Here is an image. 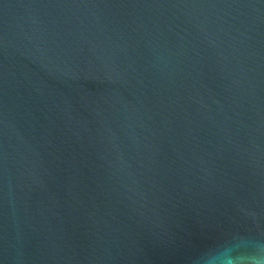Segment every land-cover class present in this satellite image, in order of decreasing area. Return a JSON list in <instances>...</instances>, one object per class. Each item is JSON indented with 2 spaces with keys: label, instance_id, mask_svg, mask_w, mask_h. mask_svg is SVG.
Returning a JSON list of instances; mask_svg holds the SVG:
<instances>
[{
  "label": "water",
  "instance_id": "95a60500",
  "mask_svg": "<svg viewBox=\"0 0 264 264\" xmlns=\"http://www.w3.org/2000/svg\"><path fill=\"white\" fill-rule=\"evenodd\" d=\"M223 250L264 259V0H0V264Z\"/></svg>",
  "mask_w": 264,
  "mask_h": 264
},
{
  "label": "clouds",
  "instance_id": "9594fccd",
  "mask_svg": "<svg viewBox=\"0 0 264 264\" xmlns=\"http://www.w3.org/2000/svg\"><path fill=\"white\" fill-rule=\"evenodd\" d=\"M235 244H239L240 246H244L246 242L236 241ZM208 264H237V258L231 254L228 250H223L219 254L211 257L208 260ZM248 264H264V259L260 258H250L248 260Z\"/></svg>",
  "mask_w": 264,
  "mask_h": 264
}]
</instances>
